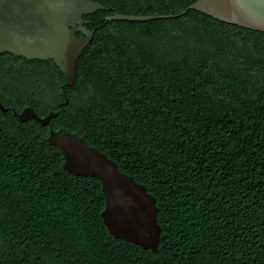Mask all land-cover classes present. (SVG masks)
I'll return each mask as SVG.
<instances>
[{"label": "trees", "instance_id": "1", "mask_svg": "<svg viewBox=\"0 0 264 264\" xmlns=\"http://www.w3.org/2000/svg\"><path fill=\"white\" fill-rule=\"evenodd\" d=\"M94 1L109 10L83 16L72 87L52 60L0 53V264H264V32L195 10L106 20L195 0ZM50 128L145 186L157 252L108 232L100 182L63 168Z\"/></svg>", "mask_w": 264, "mask_h": 264}, {"label": "water", "instance_id": "2", "mask_svg": "<svg viewBox=\"0 0 264 264\" xmlns=\"http://www.w3.org/2000/svg\"><path fill=\"white\" fill-rule=\"evenodd\" d=\"M97 10L109 8L94 0H0V53L28 60H52L62 72L65 86L72 87L77 60L93 38V32L84 26L88 21L83 16ZM189 10L264 32V0H195L177 14L116 13L106 16V20L171 19ZM0 110L7 109L0 103ZM14 115L20 121L34 119L46 126L57 113L49 112L40 117L32 108L25 107ZM47 142L59 148L67 172L92 176L100 182L104 198L101 218L108 232L115 239L157 252L161 233L158 208L145 186L120 171L114 161L75 133L50 128Z\"/></svg>", "mask_w": 264, "mask_h": 264}, {"label": "flooded vegetation", "instance_id": "3", "mask_svg": "<svg viewBox=\"0 0 264 264\" xmlns=\"http://www.w3.org/2000/svg\"><path fill=\"white\" fill-rule=\"evenodd\" d=\"M6 109L8 110V108H6ZM7 110H6V111H7Z\"/></svg>", "mask_w": 264, "mask_h": 264}]
</instances>
